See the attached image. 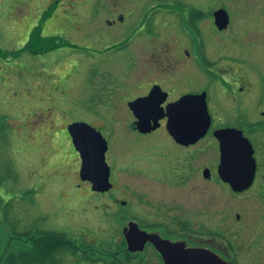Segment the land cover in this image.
I'll return each mask as SVG.
<instances>
[{
    "label": "rangeland",
    "instance_id": "1",
    "mask_svg": "<svg viewBox=\"0 0 264 264\" xmlns=\"http://www.w3.org/2000/svg\"><path fill=\"white\" fill-rule=\"evenodd\" d=\"M144 1L138 0L131 5L139 10ZM211 1L215 0H204L200 6L208 9ZM224 1L229 0H216V4ZM53 2L0 0V139H5V150L0 153V158L4 159L0 174H10L7 181L0 182V239L3 243L10 239L9 245L15 251L21 248L22 241L12 231L19 232L24 227L22 220L27 216L29 222L42 216L52 226H64L62 207L69 187L65 183L80 180L78 161L65 130L68 120H88L98 126L109 140L118 135L114 141L120 143L118 148L122 150L123 161L131 159L134 151H139L141 159L147 161L156 157V149L165 155L169 147L172 150L180 148L173 139L158 138L156 135L160 130L152 135L134 129L125 102L114 109L88 108L84 103L90 100L92 81L99 80L102 75L97 69L105 70V73L168 69L171 61L179 60L183 38L180 25L182 6L196 0H147L145 9L158 12L154 29L141 27L135 34L143 41L136 45L139 56L125 57L122 51L103 44L100 48L107 56L100 57V60L94 58V61L89 56L96 53L65 40L70 27L61 23L63 29L56 28L58 18L52 8ZM228 3L232 4V1ZM105 16L107 14L102 16V22H105ZM203 21L206 34H212L215 28L208 25L207 18ZM78 22H83V18ZM74 28L71 26L70 35L73 37L78 34ZM108 33L113 40L119 41L124 37L127 41L134 29H126L123 37L116 33L114 27L108 29ZM155 46L159 49L166 47L167 51L157 57L153 53ZM126 47L123 49L125 52ZM207 48L212 50L215 47L209 42ZM161 60L165 66L159 65ZM172 68L179 69V66ZM124 71L118 75H129ZM208 139L200 141L198 146L204 148L203 162L212 164L215 163L217 149ZM136 144L141 146L140 150ZM107 159L113 172L122 168L116 181L126 188L120 197L137 198V188L144 199L140 201L143 211H157L153 219L163 212L188 218L181 222L173 217L172 227L186 224L188 229H195L199 225L203 229L201 240L204 246L217 250L231 264H264V178L237 193L219 177L216 169L212 170L210 178L191 169L184 184L170 185L146 163L116 165L113 156ZM132 169H136V174ZM147 199L153 201L145 203ZM187 235L190 240L196 239L191 233Z\"/></svg>",
    "mask_w": 264,
    "mask_h": 264
},
{
    "label": "flooded vegetation",
    "instance_id": "2",
    "mask_svg": "<svg viewBox=\"0 0 264 264\" xmlns=\"http://www.w3.org/2000/svg\"><path fill=\"white\" fill-rule=\"evenodd\" d=\"M137 1L54 0L52 8L58 18L55 26L62 30L61 23H65L67 28L70 27L66 32L65 40L76 47H86L96 53L97 55L89 56L93 61L94 58L100 60V57L107 56L100 48L103 44L122 51V56L135 58L139 56L136 45L143 42L142 39L135 37V34L141 27L154 29L155 15L158 12L155 9H145L144 3L147 0L141 8H138L139 10H136V6L131 4ZM203 1L196 0L195 3L182 6L180 25L183 38L180 44V59L174 63L170 62L172 67L177 65L179 69L167 66L168 69L118 70L106 73L105 70L97 69L96 71L102 75L99 80L92 81L91 97L84 105L95 109L100 107L114 109L125 102L133 125L137 116L129 102L148 95L153 88L155 90L151 96L150 107L164 110L184 94H198L205 98L210 115L207 132L195 142L188 144L179 142L167 127V115L161 117L160 124L149 131H141L133 126L143 134L153 135L160 130L156 135L158 138L165 136L173 139L180 147L173 148L174 150L169 147L165 155L156 149L154 150L156 157L147 161L141 159L139 151H136L137 153L134 151L131 159L123 161L122 150L118 148L120 143L114 141L118 135H114L112 140L107 139L108 147L105 152L106 161L110 166L112 186L102 190L94 188L97 184L92 179L81 177L82 157L67 128L70 122L77 119L68 120L65 130L70 136L71 148L78 161L77 173L80 180L65 183V186L69 187L62 207L61 220L66 228L52 226L42 216H37L31 222L29 216L22 220L24 227L19 236L22 241L19 249L22 264H167L161 247L163 243L185 238L187 240L184 242L187 246H204L201 240L203 229L199 225L195 229H188L186 224L172 227L173 217L181 222L187 221L188 218L180 216L178 218L177 215H167L163 212L158 218L153 219L152 216L157 215L156 210L155 213L143 211L140 201L144 199L137 188H135L137 198L120 197L126 188L116 181L118 172L122 168L119 167L116 173L113 172L111 162L107 159L109 156L110 159L113 156L116 165L117 163L127 165L129 162L141 165L146 163L151 170L157 171L160 178L168 180L170 185L184 184L191 169L200 172L204 177L206 168L210 169V177L212 170L216 169L218 172L221 150L220 138L216 132L234 128L240 130L254 148L255 178L249 187L258 180L262 181L261 178H264V0H231L232 4L228 3L230 0L216 4L215 0L210 2L208 9L200 6L203 5ZM220 8L227 11L229 18L223 27L216 23L215 12ZM104 14L107 16L104 18L105 22H102ZM82 18L83 22H78ZM204 18L209 20L208 25L215 28L212 34H206ZM71 26L75 27L78 33L75 37L70 35ZM113 27L122 37L124 31L131 27L134 33L127 37V41L124 37L119 41L113 40L108 33V29ZM143 39L146 41L145 38ZM209 42L214 45V49L207 48ZM125 46H127L126 52L123 50ZM166 51V47L160 49L157 47L153 53L160 57ZM99 52L103 54L98 56ZM159 65L165 66L162 60L159 61ZM121 71L129 75L121 77L120 74L118 75ZM115 74L116 76L111 78ZM90 123L99 129L94 123ZM206 139L208 141L211 139L217 149L216 160L212 164L203 162L204 148L198 146L200 141ZM136 145L140 150L141 146ZM194 146L197 148L195 149ZM135 170L132 169V172L135 173ZM248 188L241 191L232 190L241 193ZM129 201L131 203H128ZM149 201L151 200L147 199L145 203H151L153 200ZM165 216L168 218L165 219ZM188 233L196 239L190 240ZM9 242L10 239L4 243L0 239V264L12 262V254L15 250L10 247Z\"/></svg>",
    "mask_w": 264,
    "mask_h": 264
},
{
    "label": "water",
    "instance_id": "3",
    "mask_svg": "<svg viewBox=\"0 0 264 264\" xmlns=\"http://www.w3.org/2000/svg\"><path fill=\"white\" fill-rule=\"evenodd\" d=\"M216 23L223 27L229 18L224 8L216 12ZM152 91L129 102L137 119L133 126L141 131L157 127L159 119L168 116L167 127L176 140L192 143L202 137L210 124V115L206 100L198 94H184L172 102L166 110L150 107ZM72 140L82 157L81 177L92 179L97 189L112 186L110 166L105 152L108 141L101 130L86 120H74L67 125ZM220 138L221 160L218 167L220 177L228 182L235 191L248 188L254 181L256 159L252 143L240 130L227 128L216 132ZM205 177H210V169L204 170ZM239 218V213H237ZM167 264H228L222 256L205 246H186L180 241L162 244Z\"/></svg>",
    "mask_w": 264,
    "mask_h": 264
},
{
    "label": "trees",
    "instance_id": "4",
    "mask_svg": "<svg viewBox=\"0 0 264 264\" xmlns=\"http://www.w3.org/2000/svg\"><path fill=\"white\" fill-rule=\"evenodd\" d=\"M4 141H5V139H0V153L5 150V145H4L5 142ZM0 160H2V161H0V166L1 165H4V159L3 158H0ZM9 176H10V174L8 172L7 173L5 172L4 174H0V182L3 183L2 180L5 181L6 180V177H9ZM5 217L7 219H9L8 218V214H5ZM12 224L13 223H10V225H12ZM12 232L16 236L17 235L20 236L22 234L21 230L18 232V230L13 229ZM11 264H22L21 250L13 251Z\"/></svg>",
    "mask_w": 264,
    "mask_h": 264
},
{
    "label": "bare ground",
    "instance_id": "5",
    "mask_svg": "<svg viewBox=\"0 0 264 264\" xmlns=\"http://www.w3.org/2000/svg\"><path fill=\"white\" fill-rule=\"evenodd\" d=\"M187 239H185V238H183V239H180V240H178V241H180V242H183L184 243V245L186 244L184 241H186ZM187 246V245H186ZM207 247V246H206ZM208 248H210V247H208ZM211 249V248H210ZM211 250H213V249H211ZM214 251V250H213ZM216 252V251H215ZM216 253H218V252H216ZM219 254V253H218ZM221 254V253H220ZM219 254V255H220ZM221 256V255H220ZM226 260V259H225Z\"/></svg>",
    "mask_w": 264,
    "mask_h": 264
}]
</instances>
